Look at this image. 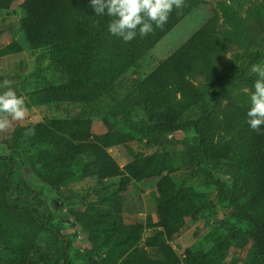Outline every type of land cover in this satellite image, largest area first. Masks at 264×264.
Instances as JSON below:
<instances>
[{"label": "rangeland", "instance_id": "rangeland-1", "mask_svg": "<svg viewBox=\"0 0 264 264\" xmlns=\"http://www.w3.org/2000/svg\"><path fill=\"white\" fill-rule=\"evenodd\" d=\"M61 1L0 0V82L13 81L17 95L28 107L24 120L13 121L7 131L0 132V156H16L21 177L45 201L42 211L71 241L65 264H90L88 237L69 213L72 208L96 213L94 224L114 225L108 246L97 256L102 264H122L134 251L143 258L161 260L164 252L171 250L181 261L194 252L208 253L226 234L227 217L237 201L219 203L215 184L193 178L180 161L171 162L160 177L147 173L157 163L154 153L164 149L180 152L182 145L167 144L163 149L141 142L112 119L110 110L129 102L137 84L148 91H166L159 74L162 65L213 17L222 23L221 4L245 16L257 0H199L197 5L174 10L166 24H174L176 11L183 17L147 49L139 37L129 43L117 37L103 64H95L98 77L113 80L112 89L100 99L90 104H35L36 92L46 81L58 79L49 68L50 61L73 60L78 54L77 45H67L64 39L62 23L70 9ZM238 51L243 61L246 54L264 53L262 48H248L245 43ZM224 57L222 67L227 72L237 62L229 52ZM243 94L241 99L251 91L238 84L232 96ZM132 112L136 119L145 117L140 107ZM193 136L195 130L173 135L179 140ZM259 139L256 134L255 144L264 151V140ZM61 167L70 168L73 176L57 192L36 177L35 171L52 174ZM220 167L214 176L230 184L227 163L221 162ZM9 198L6 188L0 194V264H14L26 251H32L27 247L32 233L29 214L8 208ZM261 201L264 185L257 181L247 184L237 204L245 207ZM129 237L132 241L128 242ZM36 240L41 247L52 241L46 232ZM219 264L259 263L250 241L234 240Z\"/></svg>", "mask_w": 264, "mask_h": 264}, {"label": "trees", "instance_id": "trees-1", "mask_svg": "<svg viewBox=\"0 0 264 264\" xmlns=\"http://www.w3.org/2000/svg\"><path fill=\"white\" fill-rule=\"evenodd\" d=\"M198 1L185 0L184 7L197 5ZM90 2L61 1L64 7L70 9L62 23L64 39L67 45H77L78 54L73 60L53 58L50 61L49 68L58 79L46 81L36 92L35 104H90L112 89L113 80L98 77L95 64H103L105 54L113 50L112 45H115L117 37L108 31L111 18L95 16ZM220 8L222 23H218V17H213L162 65L159 74L168 87L166 91L156 88L148 91L137 84L133 98L114 106L110 115L127 133L141 142L162 148L167 144H181L180 152L163 148L158 154L154 153L152 157L156 158L157 163L147 173L160 177L169 170L171 162L180 161L193 178L212 181L217 187L219 203L237 201L227 217V232L219 237L208 253L194 252L182 261L171 250L165 251V258L161 260L143 258L134 251L122 264H219L234 240L250 241L258 263L264 264V201L245 207L237 204L248 183L260 181V185H264V151L255 144L256 134L259 140H264V131L258 134L247 124L246 113L251 94L245 99H241L245 94L232 96L238 84L249 88L251 93L254 91L256 76L249 70L253 64L264 61V53L255 51L246 54L243 61L238 49L245 43L248 48L257 46L264 50V0L252 2L245 16L234 12L226 4H221ZM176 14L174 24L183 17L179 11ZM174 24L156 28L147 38L137 37L141 38V45L147 49ZM226 52L231 53L232 59L237 62L234 67H228L227 72L222 67ZM134 107H140L145 117L134 118ZM191 130L196 131V136L181 140L173 137L177 132L188 133ZM223 161L227 163L230 184L214 176V171L221 168ZM17 166L14 154L0 156V194L4 189H9L8 208L13 211L26 210L32 223V233L27 241V247L32 251H26L14 264H65L71 241L42 211L44 199L21 177ZM35 174L54 192L59 191L73 176L71 169L66 167L54 170L52 174L38 171ZM201 210L196 209L192 216L195 217ZM69 213L88 237V262L102 264L97 256L101 249L108 246L114 235V225L112 222L94 224L96 213L92 211L72 208ZM42 232L52 239L46 247H41L36 240ZM127 241H132V238L129 237Z\"/></svg>", "mask_w": 264, "mask_h": 264}, {"label": "clouds", "instance_id": "clouds-1", "mask_svg": "<svg viewBox=\"0 0 264 264\" xmlns=\"http://www.w3.org/2000/svg\"><path fill=\"white\" fill-rule=\"evenodd\" d=\"M185 0H91L90 7L95 16H107V27L111 35L125 43L152 34L163 28L174 10H181ZM255 74L254 91L250 95V107L246 113L247 124L252 131L261 133L264 126V61L250 68ZM28 113L24 98L18 96L13 81L0 82V132L7 131L13 121H22ZM34 132V130H32Z\"/></svg>", "mask_w": 264, "mask_h": 264}]
</instances>
